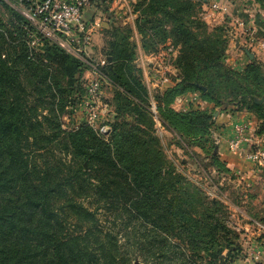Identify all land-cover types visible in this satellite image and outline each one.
<instances>
[{
	"label": "trees",
	"instance_id": "1",
	"mask_svg": "<svg viewBox=\"0 0 264 264\" xmlns=\"http://www.w3.org/2000/svg\"><path fill=\"white\" fill-rule=\"evenodd\" d=\"M206 2L137 0L135 28L145 55L176 50L173 85L156 95L162 127L185 152L205 151L200 159L189 152L196 167L231 174L215 152L214 114H252L264 140V65L246 55L241 71L226 63L225 27L199 18ZM0 3L10 14L0 24V264L233 261L240 251L225 206L177 169L156 135L134 29L113 21L105 0H92L108 20L100 53L112 59L103 68L114 85L106 141L86 124L63 129L62 117L85 98V62L45 39L31 48L26 19ZM194 93L214 108L173 109Z\"/></svg>",
	"mask_w": 264,
	"mask_h": 264
},
{
	"label": "rangeland",
	"instance_id": "2",
	"mask_svg": "<svg viewBox=\"0 0 264 264\" xmlns=\"http://www.w3.org/2000/svg\"><path fill=\"white\" fill-rule=\"evenodd\" d=\"M10 0H4V2H8ZM114 0H105V5L110 6L109 10L113 14V21L116 23H120L122 26H129V24L124 25L122 19L119 18L117 20L116 15L113 11H111V4ZM137 0H128L129 8L133 11V5ZM213 0H207L208 4L202 3L201 11L199 13V18L202 21L209 22V27L214 28L218 26L225 27L226 35L228 37V46L229 50L227 52L226 63L230 66H233L238 61L237 58L233 57L232 59V51L234 50V45L236 43H240L241 49L239 50V54L241 55V63L245 61L248 62V59L245 57V53L243 49H248L251 53H254L258 56V61L264 65V48L261 50L253 45L251 41L248 40L247 35L245 36L244 28L246 25L253 26L255 29L256 39L262 40L264 42V0H217L223 8V11L217 14L218 21L214 22L213 18L207 17V10L209 8L210 2ZM98 3V1H96ZM127 3V4H128ZM8 4V3H7ZM100 4V3H99ZM134 12V11H133ZM209 13V12H208ZM9 12L5 6V3H0V24L1 22L9 20ZM129 12L124 17H128ZM98 18V21H103L106 18L105 14L101 12H97V16L95 14L94 18ZM216 17V15H215ZM208 18V19H207ZM108 21L107 18L105 22ZM241 23L245 24L241 26ZM134 41L138 45V59L137 65L140 69H145L147 73L150 71L147 69V59L140 56L139 51L141 49V40L139 36H134ZM94 44V41H93ZM92 44V45H93ZM104 45V42L100 49H95V46H92L85 56L87 61L92 62H101L104 61L105 65L101 67V72L104 76L103 80V99L107 101H112L114 94V85L108 79L107 73L104 71V67H106L110 62L108 59L102 55L101 49ZM171 47V46H170ZM168 47L161 46L160 50L155 55H146L151 57V63L155 65L163 62V58H166L163 62V70L160 74V77H163L164 80L162 82L156 83L152 79H146L144 77V83L148 90L150 91V95L152 101H156V95L160 92H163L167 85L162 84L165 83V79H168L172 83V79L175 77V71L173 68V61L175 59L176 50L174 52H168ZM145 56V54L143 53ZM233 60V62H231ZM230 62L231 64H229ZM245 62V63H246ZM233 64V65H232ZM243 65V64H242ZM89 67L86 65V71L83 76V81L85 83L87 78V71ZM144 76V75H143ZM151 77V76H149ZM168 81V82H169ZM155 84V86H154ZM83 114V106L79 105L74 114H65L62 117L63 129L69 130L77 127L78 124H84L81 121V116ZM156 135L160 138L166 156L170 161H172L177 169L185 174L190 180L199 184L208 194L211 199H216L221 204H223L226 208L225 216L227 221V226L234 232L232 236V242L235 243V247L239 248L240 253L234 255L233 261L229 264H258L257 261L251 259L250 253L253 252L256 247L262 245V240L264 239V234L262 233V224L264 225V209L262 202V192L259 190V182L262 180V166L253 167V172L256 173L255 176L250 178L249 186H246L247 183L242 180H237L235 175L223 173L218 174L211 167H207V170L204 169L205 166L201 168L196 167L192 161L189 152L194 153L196 159H200L205 155V151H203L199 147H191L190 150L184 151L179 142L176 140L175 136L169 131L165 130L163 127H158L156 129ZM220 136L219 134H217ZM222 136V135H221ZM220 136V138H221ZM213 139L220 146H226L225 142L222 141L214 135ZM257 144L251 145L250 149L255 150L257 148ZM227 147V146H226ZM217 149V148H216ZM215 149V150H216ZM216 152V151H215ZM197 155V156H196ZM71 159L68 157L66 160ZM69 164V163H68ZM260 171V172H259ZM221 191V193L219 192ZM243 197L244 199H240ZM239 212H242L249 217L241 216ZM105 219V216H104ZM261 225V226H260ZM260 229V231H258ZM126 231L121 230L120 228V241L123 244V247H126L128 241L126 239ZM263 237V238H262ZM136 248V247H135ZM234 248V247H233ZM263 250V249H261ZM255 252V251H254ZM263 252V251H262ZM226 254L224 253L223 256ZM139 257V256H138ZM264 255H262V259ZM260 259L259 261H262ZM137 263L141 264L142 260L139 257L137 258Z\"/></svg>",
	"mask_w": 264,
	"mask_h": 264
},
{
	"label": "built area",
	"instance_id": "3",
	"mask_svg": "<svg viewBox=\"0 0 264 264\" xmlns=\"http://www.w3.org/2000/svg\"><path fill=\"white\" fill-rule=\"evenodd\" d=\"M116 1L123 4L128 3V0ZM7 3L26 19L27 25L24 28L28 33V44L31 48H37L40 42L45 39L88 65L81 121L91 127L104 140H109L112 132L109 124L112 114L110 105L103 99L104 76L100 69L105 63L104 61L91 63L85 57L93 46L94 32L101 27L99 22L90 24L85 19V11L92 7V0H12ZM221 11L223 8L220 3L213 0L206 11L207 17L213 18ZM244 25L241 23V26ZM244 29L245 36L247 35L248 40L254 46L260 50L264 48V42L256 39L253 26L246 25ZM167 51L174 52L172 47H169ZM165 59L163 58V62ZM163 62L157 64L160 69L150 77L156 83L164 80L163 77H160ZM199 102V93L191 94L189 100H186V108L192 103L198 104ZM186 108L184 107L182 110ZM151 112L156 122V129L162 127L158 120L157 103L155 100L152 101V98ZM251 128L249 121L243 120L235 123L228 133V148L231 152L241 155L251 165L264 166V148L257 146L255 150L250 149L253 144L250 136ZM261 249V247H256L255 252L250 253L251 259L260 262L259 260L264 255V251Z\"/></svg>",
	"mask_w": 264,
	"mask_h": 264
},
{
	"label": "crops",
	"instance_id": "4",
	"mask_svg": "<svg viewBox=\"0 0 264 264\" xmlns=\"http://www.w3.org/2000/svg\"><path fill=\"white\" fill-rule=\"evenodd\" d=\"M113 3L111 4V11L114 12V14L117 17V20L122 19L123 24H129L132 26V28L135 31L136 36H138L137 32H136V28H135V21L137 19V15L129 8V3L128 4H123L121 2H117L116 0L112 1ZM206 4H208V2H206ZM97 12H101L98 10L97 7L93 6L89 9H87L85 11V19L88 23H97L99 22L101 27L99 30H96L94 32L93 35V41L94 44L93 46H95V49H100V47L102 46L104 40H103V36H102V30L106 27V18L103 19V21H98V18H94L95 14L97 16ZM129 12V16L128 17H124V15H127V13ZM102 13V12H101ZM103 14V13H102ZM214 22L218 21L217 15L216 17L214 16ZM209 25V22H206ZM241 42L240 43H236L234 45V50L232 51V59L233 57L237 58V62L235 65L231 66L233 69L236 70H242L244 68V65L247 63H241V61H243V59H241V55L239 54V50L241 49L240 47ZM140 56H143V58L147 59L148 63H147V69L150 71V73H147V71L145 69H143V75L146 79H150L149 76H151L155 71L157 72V70H159L160 68L157 67V65H155L154 63H151V57L148 56H144L143 53L141 51H139ZM254 54V53H253ZM246 55V54H245ZM176 56V55H175ZM247 56V55H246ZM254 59L258 60V56L256 54H254ZM253 59V60H254ZM250 60V59H249ZM233 62V60L231 61ZM251 62V60H250ZM229 64H231L230 62H228ZM243 64V65H242ZM169 80L166 79L165 80V85H167L165 87H171L173 85V82L171 83ZM155 86V84H154ZM191 94H188L186 96H181L176 98L174 104H173V109H175L176 111H181L184 107L186 108V100H189ZM199 105L201 106L202 109H213L214 106L212 104L206 103V102H199ZM217 116H215L216 118V123L219 127V130L216 132V134H214L216 136V138L220 139L222 141V143H224L226 146L223 145H219L218 148L215 150H218V155L220 156L221 160L223 162H225L226 167L231 171V173L233 175H235L237 177V180H242L245 181L247 183L246 186H249L248 182L250 181L249 179L255 176L256 173L253 172V165H251L250 163H248L247 161L244 160V158L241 155H237L233 152H231L228 148V144H227V138L229 137L228 133L230 132V128L237 122L239 121H249L251 122V131H250V136H251V140L253 142L252 145L257 144L260 147L264 148V140L262 138H259L255 135L256 129H257V120L256 118L250 114V113H246V112H237L234 114H230V113H224V112H220L217 111ZM217 134H219L221 136H218ZM260 172V171H259ZM262 181L259 182L260 186H259V190H261L262 192V202H263V209H264V166H262ZM220 192V191H219ZM221 193V192H220ZM240 199H244L243 197H240ZM241 214V216H245L246 214L239 212ZM264 213V211H263ZM246 217H249L248 219H250L251 217L246 215ZM261 226V225H260ZM262 233L264 234V225L262 224ZM260 231V229L258 230ZM263 238V237H262ZM258 247V246H257ZM259 247H261L264 251V239L262 240V245H259Z\"/></svg>",
	"mask_w": 264,
	"mask_h": 264
},
{
	"label": "water",
	"instance_id": "5",
	"mask_svg": "<svg viewBox=\"0 0 264 264\" xmlns=\"http://www.w3.org/2000/svg\"><path fill=\"white\" fill-rule=\"evenodd\" d=\"M243 51H244V53L248 56V58L252 61L253 59H254V54L253 53H251V51H249L248 49L246 50V49H243ZM108 61L109 62H111L112 61V59L111 58H108ZM14 65V62H13V64H12V66ZM179 77H181L180 75H179ZM217 112H215V114H214V116H217Z\"/></svg>",
	"mask_w": 264,
	"mask_h": 264
}]
</instances>
